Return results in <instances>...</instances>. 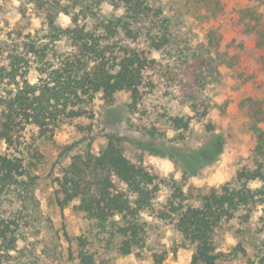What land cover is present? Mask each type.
Instances as JSON below:
<instances>
[{"label":"trees","instance_id":"16d2710c","mask_svg":"<svg viewBox=\"0 0 264 264\" xmlns=\"http://www.w3.org/2000/svg\"><path fill=\"white\" fill-rule=\"evenodd\" d=\"M45 2L41 29H13L0 37V264H38L34 249L16 246L18 224L2 213L5 199L33 185L30 171L37 164V152L24 137L29 126L36 128L37 139L50 138L64 121L82 115L97 95L111 103L118 92H126L127 106L135 110L153 92V83L145 82L153 51L176 49L190 62L186 87L196 85L194 91L201 93L209 54L224 57L228 52L229 43L223 46L218 26L207 25L228 14L222 0ZM101 3L111 4L119 13L104 10ZM59 14L67 15L69 24H60ZM246 14L254 24H262L263 13L246 8L238 19L244 20ZM192 18L201 22L198 30L204 31V42L194 40L188 24ZM255 29L258 44L263 45L264 30ZM191 98L197 100L196 95ZM203 106L200 111L192 105V114L164 110L159 115L170 129L183 131L206 118ZM211 129L210 123L205 125L206 131ZM146 135L151 142L136 141L140 149L177 162L173 148L184 141L183 136L167 145L154 126ZM254 153L219 188L193 195L173 179L159 178L132 163L109 137L97 153L87 150L71 157L54 179L52 197L61 209L77 200L75 208L90 221L91 235L120 256L145 246L151 218L171 222L194 246L191 264H225L230 253L218 249L217 235L226 226L238 238L233 251L246 256L249 264H264V163L259 159L264 157L263 130L256 136ZM161 184L169 191L158 201ZM77 240V252L69 248L71 260L95 264L94 254L86 249L87 236Z\"/></svg>","mask_w":264,"mask_h":264},{"label":"rangeland","instance_id":"374dc122","mask_svg":"<svg viewBox=\"0 0 264 264\" xmlns=\"http://www.w3.org/2000/svg\"><path fill=\"white\" fill-rule=\"evenodd\" d=\"M45 1L0 0V37L13 29L24 32L41 29L45 25ZM222 1L226 2L224 10L228 14L211 19L207 25L218 26L223 46L229 43L228 52L224 57L209 54L201 93L194 91L196 85L186 87L190 62L180 58L176 49L171 53L153 51L150 56L154 62L145 70V82L153 83V92L135 110H129L126 92H118L111 103L97 95L82 115L64 121L50 138L37 139L36 128L32 126L24 131L33 152H37V164L30 171L33 185L30 190H17L5 199L2 213L18 224L16 246L34 249L38 264H75L69 248L77 252L79 236H87L86 249L94 254L95 264H191L194 246L182 239L171 222L147 218L151 226L145 246L120 256L115 248L106 249L103 241L91 235L90 221L75 208L77 200L61 209L54 202L52 191L54 179L61 176L73 155L87 150L97 153L109 137L114 138L132 163L144 166L159 178L173 179L193 195L219 188L239 166L252 160L256 136L260 130L264 131V44H258L255 29L264 30V0ZM101 4L104 10L119 13L111 4ZM246 8L263 13L261 25L250 21L252 18L247 14L244 20L238 19ZM57 21L65 26L70 18L59 14ZM188 24L194 40L204 42V31L198 30L201 22L192 18ZM179 48H183L182 44ZM200 50L205 54L204 47ZM34 77L32 73L31 78ZM195 95L194 102L191 97ZM192 105H197L200 111L203 105L207 107L206 118L198 124L181 131L162 122L159 114L164 110L192 114ZM208 123L212 126L210 131L205 130ZM152 126L164 135L167 145H172L170 139L184 137L173 148L177 162L135 144L151 142L146 130ZM259 159L264 163L263 156ZM168 191L161 184L157 200L162 201ZM217 238L218 249L230 253L225 264H249L246 256L233 251L238 238L227 226L218 232ZM157 259L161 262H156Z\"/></svg>","mask_w":264,"mask_h":264}]
</instances>
